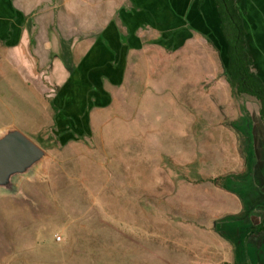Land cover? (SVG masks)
Segmentation results:
<instances>
[{"label":"rangeland","instance_id":"1","mask_svg":"<svg viewBox=\"0 0 264 264\" xmlns=\"http://www.w3.org/2000/svg\"><path fill=\"white\" fill-rule=\"evenodd\" d=\"M181 3L140 53L113 46L55 96L28 79L32 52L3 55L0 136L16 128L45 154L0 187V264H236L228 233L261 212L264 128L226 82L213 0ZM237 6L264 76V0Z\"/></svg>","mask_w":264,"mask_h":264},{"label":"crops","instance_id":"2","mask_svg":"<svg viewBox=\"0 0 264 264\" xmlns=\"http://www.w3.org/2000/svg\"><path fill=\"white\" fill-rule=\"evenodd\" d=\"M184 6L181 0H0V40L4 41L0 60L4 55L7 60L14 62L18 56L32 52L37 59H30L35 66L28 68L32 73L28 79L32 85L41 83L47 89L51 84L54 85L55 96L61 91L65 93L63 87L76 74L78 66L80 69L85 66L97 67L101 61L106 60L103 56L113 53V46L119 48V55L140 53L149 40L159 35L156 29H164L166 22L183 13ZM51 51L57 57L56 66L50 65ZM62 54H68L67 64L71 72L61 59ZM37 64L40 67L37 68ZM24 70L27 69L22 66L21 71ZM59 73H62L63 79L57 84L55 79ZM258 75L264 81V76ZM112 77L110 81L108 78L99 79L96 87L114 86L117 82ZM35 78L37 82H33ZM75 80L76 85H72V88L89 86L86 77ZM67 95L71 98L75 96L72 93ZM260 140L264 145V138L260 137ZM259 154L263 174L260 184L264 187L263 148H259ZM256 161L255 156L254 163ZM262 189L261 196L255 200L261 206V212L255 211L251 220L244 221L239 234L228 233L231 243L236 245V264H264V229H253L264 218ZM229 245L223 243L222 247Z\"/></svg>","mask_w":264,"mask_h":264},{"label":"trees","instance_id":"3","mask_svg":"<svg viewBox=\"0 0 264 264\" xmlns=\"http://www.w3.org/2000/svg\"><path fill=\"white\" fill-rule=\"evenodd\" d=\"M204 2L205 0H198L199 5ZM213 2L226 46V63L223 68L226 82L234 95L250 96L257 101L258 116L264 128V81L253 68V59L247 49L246 29L237 0ZM67 58L68 54H62L61 59L68 68ZM68 70L71 72L70 68ZM253 229H264V218Z\"/></svg>","mask_w":264,"mask_h":264},{"label":"water","instance_id":"4","mask_svg":"<svg viewBox=\"0 0 264 264\" xmlns=\"http://www.w3.org/2000/svg\"><path fill=\"white\" fill-rule=\"evenodd\" d=\"M44 154V150L20 130H6L0 136V187H6L14 175L33 167Z\"/></svg>","mask_w":264,"mask_h":264},{"label":"built area","instance_id":"5","mask_svg":"<svg viewBox=\"0 0 264 264\" xmlns=\"http://www.w3.org/2000/svg\"><path fill=\"white\" fill-rule=\"evenodd\" d=\"M57 239H59V237Z\"/></svg>","mask_w":264,"mask_h":264}]
</instances>
